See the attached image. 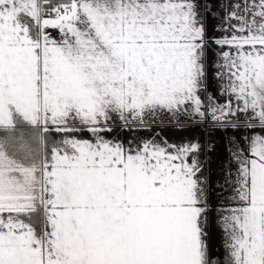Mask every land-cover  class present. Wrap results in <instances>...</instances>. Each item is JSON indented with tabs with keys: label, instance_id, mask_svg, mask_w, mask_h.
<instances>
[{
	"label": "snow or ice",
	"instance_id": "snow-or-ice-1",
	"mask_svg": "<svg viewBox=\"0 0 264 264\" xmlns=\"http://www.w3.org/2000/svg\"><path fill=\"white\" fill-rule=\"evenodd\" d=\"M212 10L0 0V264H264V135L236 142L215 206L199 142L104 135L165 115L264 129V0L230 3L220 37ZM210 54L223 104L205 102Z\"/></svg>",
	"mask_w": 264,
	"mask_h": 264
},
{
	"label": "crops",
	"instance_id": "crops-1",
	"mask_svg": "<svg viewBox=\"0 0 264 264\" xmlns=\"http://www.w3.org/2000/svg\"><path fill=\"white\" fill-rule=\"evenodd\" d=\"M236 0H211L213 5L212 15L207 19L208 35L220 37L223 32L216 29L220 26L227 27L225 24V16L230 3H235ZM52 31L53 36H57L56 30ZM215 47V46H213ZM215 56H209L208 66V92L204 94L205 102H207L208 94L214 95L216 100L223 104L227 97L219 95L218 81L214 78L215 68L212 67V61ZM235 103V101H233ZM237 118L243 122L245 117L243 113H238ZM239 131H234L231 123L227 125H217L211 122L201 123L199 120L192 119L187 116L178 118H170L165 115L157 117L155 120H149L146 125H129L122 127L121 122L117 120L113 125V130L105 132L104 135L108 139L119 140L127 144L129 141L140 143L142 141L166 140L170 144H181L186 142H199L203 145L201 159L204 161V175L209 177L211 190L210 202L215 206L218 201L215 185L217 182H222L226 171L231 170L233 175L237 170L236 159L233 152L237 150L239 145L248 147L247 137L250 135H264V129L256 126L254 129H247L241 123ZM21 128L28 130L26 125H21ZM2 135V134H0ZM68 133L55 132L49 134V139L59 141ZM83 139H91V134L87 131L77 133ZM239 141V145L236 143ZM211 150L209 151V148ZM210 243L214 251V255L226 260L227 256L223 248L221 232L213 225L210 230Z\"/></svg>",
	"mask_w": 264,
	"mask_h": 264
}]
</instances>
